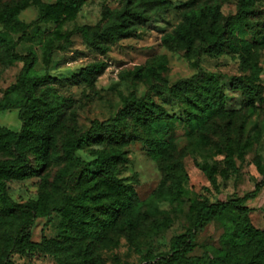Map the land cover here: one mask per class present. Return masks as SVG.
I'll return each mask as SVG.
<instances>
[{
    "label": "trees",
    "instance_id": "1",
    "mask_svg": "<svg viewBox=\"0 0 264 264\" xmlns=\"http://www.w3.org/2000/svg\"><path fill=\"white\" fill-rule=\"evenodd\" d=\"M87 0H0V73L15 62H21L16 80L6 89V95L16 93V103L0 102V110L17 109L19 130L0 124V232L5 234L0 264H14L12 253L20 255H50L56 264H92L97 245L109 235H124L133 251L140 256L138 264H264V229L251 221L247 202L255 198L264 179L251 191L226 200L211 201L200 194H191L183 158L189 156L203 173L209 185L218 189L217 175L223 179L238 171L236 159H242L253 142L242 135V124L231 131L233 121L219 126L217 119L230 115L223 75L205 71L198 65V56L235 55L241 73L229 76V88L238 92L248 110L259 106L264 110V84L260 54L264 51V20L259 22L257 3L264 0H236L235 11L223 15L219 0H184L179 21L162 35V42L180 41L195 57L196 71L191 76L169 83L162 72L166 57L135 66L127 74L143 81L146 91H118L120 105L106 120L90 121L86 130L68 123L74 112L72 100L52 91L54 84L91 85L107 64L103 60L89 62L65 78H55L54 40L67 45L71 33L60 34L63 22L72 20ZM35 5L38 15L29 23L18 19L19 13ZM170 0H120L116 8H105L102 21L74 27L83 42L100 55L113 45L136 34L153 23L158 16L166 21ZM53 23L51 30H41L39 24ZM29 28L41 52L42 66L37 67V53L29 47L17 51V44ZM10 34H19L15 40ZM60 45V49L66 46ZM58 47V46H57ZM166 94L179 105V112H169L153 101L149 93ZM178 128L181 132H178ZM138 137L147 154L159 165L161 176L148 196L141 198L136 190L137 177L118 176L121 150L117 147L123 132ZM64 132V133H63ZM59 135H62L59 138ZM180 139L184 144L179 147ZM85 143L106 144L90 160L78 155ZM175 153L177 155H175ZM221 156L220 160L216 156ZM258 156L257 170L264 174ZM57 164L45 188L43 170ZM36 176L40 189L35 199L14 201L9 183ZM162 221H156L159 204ZM263 220H264V208ZM183 216V231L173 234L167 249L143 252L136 230L151 222L155 227H168ZM42 219L44 229L55 220L56 233L42 234L33 241L32 228ZM211 223L219 224L217 245L203 246L200 256L193 253L198 235ZM113 242L116 244L117 239Z\"/></svg>",
    "mask_w": 264,
    "mask_h": 264
},
{
    "label": "rangeland",
    "instance_id": "2",
    "mask_svg": "<svg viewBox=\"0 0 264 264\" xmlns=\"http://www.w3.org/2000/svg\"><path fill=\"white\" fill-rule=\"evenodd\" d=\"M172 8L167 11L166 21L158 16L154 17L153 23L137 30L136 34L128 38L121 39L105 54L100 55L89 48L82 40L80 34L74 32V27L82 24L94 25L102 21V12L105 8L113 9L120 5V0H87L85 6L80 10L75 18L62 23L60 34L69 36V43L65 45L60 38H56L54 43L56 49L53 51V57L57 66L49 73L59 79L70 76L77 72L82 66L89 62L103 60L107 66L104 71L98 75L91 85L79 84L73 85L69 83L54 84L52 91L59 96L70 98L72 100V108L74 110L70 122L67 124L78 129L86 130L93 119L102 121L111 118L120 105L118 91L126 92L129 89H136L139 95L146 91L147 85L127 74L135 66L146 65L160 56H165L167 63L166 68L162 72L169 83L191 76L195 73V57L191 51H186L180 41H171L168 44L162 42V35L170 31L179 21L180 6L184 0H170ZM236 0H219L220 11L223 15L233 13L235 11ZM256 20L262 22L264 20V2L257 4ZM38 9L35 5H29L22 10L18 19L22 22L29 23L37 18ZM41 30H51L54 24L41 23ZM29 28L28 33L17 44V51L25 53L29 47H33L37 53V67L42 66L41 52L36 45V39ZM13 39H17L19 34H10ZM60 45L66 46L60 49ZM58 46V47H57ZM198 65L205 71L216 72L223 75L222 82L225 85V93L227 95V109L231 110L230 115L221 116L217 119L219 126H224L228 119L233 121L231 131L236 132L242 124V135L249 134L252 137L250 148L245 152L242 159H236L235 165L238 171L229 173L226 179L218 174V189L209 185V182L193 164V160L189 156L183 158L185 168L188 174L187 187L191 194H200L208 197L211 201L226 200L232 197L241 196L247 191H251L255 184L264 179L255 165L258 156L264 165V110L262 106L254 110H248L242 105V98L238 92H234L229 88V76L240 74L242 71L239 66L238 59L235 55L224 54L217 57H210L206 54L198 56ZM260 63L262 65L261 79L264 84V51L260 54ZM21 67V62H15L11 66L5 68L0 73V102L16 103L20 99V95L10 93L6 95V89L16 80ZM151 99L162 104L169 112H179L178 103L166 94L158 95L153 92L149 93ZM0 124L12 130H19L20 122L17 118V109L0 110ZM178 132L181 129L178 128ZM64 133V132H63ZM62 135H59L61 138ZM184 144V140L180 139L179 147ZM121 154L117 163L118 176L126 179L137 177L138 185L136 190L141 198L148 196L151 189L156 185L158 178L161 176L159 165L147 154L142 141L135 135H129L127 130L123 132L120 142L117 143ZM106 148V144L85 143L83 149L78 151V155L88 161L92 155L100 149ZM175 155H177L175 153ZM221 166V156H216ZM57 169V164H51L44 170L45 188H51L50 182L53 174ZM39 178L32 176L21 181H11L9 183V194L14 201L24 202L29 199H35L40 190L37 182ZM247 205L251 208L250 218L255 227L264 229L263 211L264 208V186L258 195L249 200ZM170 209L167 203L159 204V208L155 211L156 221H162L164 214L162 210ZM55 220L42 232L43 220L35 221L32 228L31 239L39 241L42 234L50 237L56 233ZM186 220L181 215L178 219H174L168 227H155L153 223L147 222L146 226H142L136 230L138 235V243L143 252L152 250L154 252L164 251L167 249L169 238L176 233L183 231ZM221 232L219 224L211 223L198 235L195 256H200L203 246L217 245L218 235ZM5 234L0 232V257L3 249V241ZM117 239V243L113 242ZM94 254L92 264H138L140 256L132 250L130 244L124 235L118 236L111 234L100 242ZM10 259L14 264H56L50 255H20L12 253ZM198 264H206L204 260H200Z\"/></svg>",
    "mask_w": 264,
    "mask_h": 264
}]
</instances>
